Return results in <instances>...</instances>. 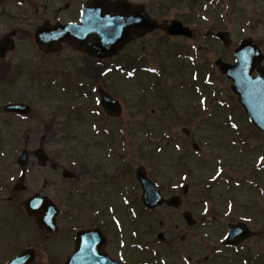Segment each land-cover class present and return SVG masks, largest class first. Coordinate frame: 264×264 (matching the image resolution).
<instances>
[{
  "label": "flooded vegetation",
  "instance_id": "af4514ba",
  "mask_svg": "<svg viewBox=\"0 0 264 264\" xmlns=\"http://www.w3.org/2000/svg\"><path fill=\"white\" fill-rule=\"evenodd\" d=\"M177 1L170 3V10L176 7ZM253 3L255 4V0ZM69 8L71 6L66 5L65 10L68 11ZM147 10L153 19L160 21L159 5L158 8L148 5ZM62 14L61 8L49 10L47 0H26L25 3H6L0 0V40L15 33V40L19 44H32L35 30L43 24H77L78 3L71 8L66 22L63 21ZM183 23L191 27V21L185 20ZM157 34L148 35L128 45L122 53L124 63L129 65L136 62L138 66H142V60L148 54L159 58L161 39L168 44L172 40L186 39L169 38L165 35L161 37ZM197 38L195 31L193 38L188 39L189 43H194ZM165 46L168 47L166 44ZM156 64L159 70L160 62L154 63V66ZM139 68L143 67H135L133 70ZM86 70L92 74H88ZM95 70L97 73L94 75ZM59 74L62 83H53L52 80ZM253 76H257L256 72ZM97 81L98 88L95 85ZM106 84L107 61L96 62L92 58H81L80 53L68 45H64L57 54L0 52V264H65L67 257L76 251L78 234L77 230L68 228L70 223L64 221L71 216L70 212L64 210V199H68L70 187L74 200L88 198L107 203V180L103 179L100 171H83L80 167H74L73 164L78 163L65 154L63 140L56 126L49 130L46 127L45 134L42 138L40 136L37 145L40 128L32 127L31 124L40 122L41 119H22L15 113H8L7 105L28 106L27 118H31L35 116V104L40 101L57 104H64L61 102L63 99L71 103L80 102L81 99L94 101L96 92L106 88ZM66 117L76 119V114L68 111ZM24 152L26 157L20 162V156ZM66 170L73 172L72 179H64ZM35 195H41L59 209L55 218L58 227L55 233L50 234L39 228L36 217L26 211L27 200ZM185 206L189 207L186 202ZM153 214L157 215L156 212ZM237 214L233 213L234 217ZM217 215L220 213L197 215L194 217L196 226L188 229L183 227L187 225L183 216H180L181 222L173 219V223L178 225L175 230L180 234L175 237L173 233H169L164 244L159 242L156 228L140 232L139 229H132L126 234L123 229L108 228L103 252L119 264H152L157 260L158 249L162 245L167 247L171 258L181 260L187 257L190 263L195 258V264H253L255 252L249 245L254 242V238L237 246H226L224 239L231 223L243 222L256 231L252 223L254 211H248L247 216L241 219L226 221L216 217ZM231 218L232 215L229 219ZM211 220L216 221L217 229L202 228L210 226ZM164 225L163 222L159 223V226ZM169 231L172 229L169 228ZM256 233L255 239L260 237V231ZM26 254L27 258L31 257L30 260L21 259ZM18 259L20 260L15 262Z\"/></svg>",
  "mask_w": 264,
  "mask_h": 264
},
{
  "label": "rangeland",
  "instance_id": "374dc122",
  "mask_svg": "<svg viewBox=\"0 0 264 264\" xmlns=\"http://www.w3.org/2000/svg\"><path fill=\"white\" fill-rule=\"evenodd\" d=\"M135 1L144 4L146 3L154 6V8H158V5L160 3L170 5L173 0ZM181 1L182 0H178L176 2L177 7L169 10L164 18H180L182 20L185 19L195 22V25L193 27L198 34V38L195 44L197 45V47L202 46V52L204 53V55H202L200 59H195V61H197L199 65H201V63L207 65V71L205 72L209 71L210 73H213L210 81L214 85L210 87L216 90L220 88L223 89L221 90L222 92L219 90L218 94L222 95L223 101H225L224 103L227 105L226 109L223 110L224 108L220 107L223 103L222 101L219 104V101H215V98L213 96H211V98L207 97V105L203 106L201 104V113H199L197 119L188 121L187 119H191V117L182 119V116H178L180 118H178V123L173 124L171 129H169L170 134L178 137L176 140L179 141L180 138L183 139L182 148L187 151L189 149V152L191 153L190 156L193 160L191 167H194V171L183 172L182 175L179 173V171L171 173L174 166L171 165V162H166V159H162V161L160 162L154 161L156 162L154 164L153 160L148 161L147 158H142L143 155L145 156V154H148V152L151 151L156 144H159V141H161L154 136L151 139L149 134L144 133L143 130V128L147 127L148 125L154 128V125L159 122L160 119H162L161 115L163 110V103L160 104L157 103V101L148 104L146 106V109L144 110V114L140 113V109L135 107L137 105L136 97L130 96L131 102L128 103H123L121 101L124 106V114L122 118L118 121H107L106 123L108 132H110L115 127H125L127 131L126 133L128 137L122 138L121 140L117 141V146L110 145L107 147V134L104 133L106 135L105 136L98 133L102 129L101 126H104V124L94 125L93 122L89 120L85 121L84 119L79 121L77 119H64L60 112L58 116H56V119V117L54 116V109L56 108V105L38 104L36 106V115L33 119H42V121H45L46 124L40 122L33 123L31 125H39L43 130L44 128L48 127L49 130L50 128L54 127L53 124H55L57 129L60 131V138L63 140L62 146L64 148V151L66 150V148H76L77 146H81L80 148H82L83 151L88 150L89 154L85 156V159L82 158L84 160V163H88V161L91 162L92 160L95 164L98 161L100 164L104 163V167L106 165L107 173H112L116 170H122L124 167H126L125 171H129L128 174L130 175V177L127 178L126 176L124 178L123 175L118 174L115 178V180L117 181L123 178L126 180L127 178L128 184L132 182L134 183V172L139 166L146 167L150 178L155 181V183H157L160 187H164L165 185L168 186V182L176 185L179 183V181H185L184 174L188 173L186 182L187 184H192L194 186L192 187L190 195H188L189 199L187 200L186 198V202L190 207L197 209V213L202 212L203 214L205 211V208H203L202 210L200 209V205L202 203L201 199L199 198V192H201L202 190L201 188L198 189L197 183L199 181L212 183L214 179H217L215 177L220 174L221 169H223L224 173L222 175L226 176V178H230V183L227 182V184H231L232 187L225 188L224 186L222 187L221 185H217V183L214 182L216 184L213 185L210 192L214 191L215 200L211 203H208V211H219L223 212L224 214L230 213V215L232 216H234L233 213H238L235 216L236 218L241 215L247 216L246 214L249 209L254 208L252 209V211H254L255 213V218L252 223H254L256 229H259L262 232V235L261 237L254 240V242L251 243L249 247L251 249H254L255 251H261L262 249L264 250V216L260 214L261 209L259 207H264V173H262L264 170L258 171V169H261V167L264 165V140H262L258 135L255 136V132L249 129L247 120L245 118L241 119L242 114L240 113V111L237 115H234V113H230L231 108L236 106L237 100L236 98L234 100L233 95L229 90L230 82L222 77L214 64L218 58H222L226 62H232L234 60L231 52V50H233V47H236L241 40L249 37H252L261 46L264 53V0H259L257 3L255 0V4L253 3V0H222L220 2L216 0H184L182 4H180ZM193 1H195L194 7L198 6L202 9V12L198 9V7L193 11L192 6L190 5ZM59 2L63 3L64 1L56 0L53 4L57 5ZM213 18H215L216 20H214ZM219 30H225L231 34L233 41L231 49H224L218 42V40L214 38L216 32ZM177 43L186 42L179 41ZM184 45H188V43ZM25 47L30 52L34 51L28 45H23L19 48V51H23ZM146 58L150 59L149 54ZM185 63H188V61H186ZM189 73L191 74V72H188L184 77V80H186L187 82L192 81V79L194 78V73L192 72V76H190ZM180 82L181 81H176L175 77L174 79L171 78L168 80V83L170 85H172L173 83L179 84ZM181 89L184 91H182ZM181 89H179L180 92L187 93V90H185L186 87L185 89ZM180 92L178 94L181 97L185 95L180 94ZM196 92L202 93L200 85L197 86ZM212 97L214 99H212ZM178 108L179 106H176V108L173 106V109L175 111ZM55 111H57V108L55 109ZM224 113L225 116L232 115V117H220L219 119L217 118V120L215 119L217 116H224ZM209 116H213L214 121H216L215 124L217 123L218 128L217 132L213 131L212 135L211 129L207 125H205L206 123L204 124V121H207L206 119ZM225 119L230 120V122L228 120L226 121ZM92 120L102 121L103 119H97L96 114L95 117H92ZM162 120L163 123L167 124L168 127H170V119ZM222 120H225L226 122H223ZM85 122H88V124H86ZM43 126L45 127L43 128ZM184 128L191 131L190 137L192 136L193 139L192 144L198 143L200 145V153L195 155L193 154L192 144H188V141L190 140L187 139L182 133V130ZM211 128L212 130H214L215 127L212 126ZM150 132H152L151 129ZM43 133L44 132L42 131L39 136H42ZM212 136L216 137L215 140L209 139ZM221 139L229 141V149L227 148V145H224L222 141L219 142V140ZM219 143H221V146H219ZM102 146H105L106 149V160L101 159L99 155H97L98 153H104L100 150ZM232 149H235V152H232ZM238 150L245 151L246 156L245 153H243L242 155L241 152L238 155ZM253 150H255V155L252 152ZM247 158H251V160L247 162ZM119 159L121 161H119ZM203 159L207 161V165L204 168H201L199 167V165L203 162ZM121 164L122 166H120ZM189 164H191V161L189 162ZM244 164H249V169L245 168ZM158 165L160 166V169L158 168ZM255 165L256 167L254 168ZM178 169L180 171H184L185 167L179 166ZM221 183L224 184L225 182ZM237 183H239V186L235 185ZM181 187L182 186H178L177 192L180 191ZM113 190V187H110L107 191L110 193V197L107 200V205L117 206V209L119 211L118 213L120 217H122V211L126 210L124 204L125 201L122 198L126 195V193L125 190L121 192L122 201H119L118 204V202L114 199L116 195ZM129 192L132 193L131 188ZM165 195L168 196L167 194ZM219 195L222 196V198L220 199L229 198V196L227 195L235 197L234 200L236 201V205L233 210L230 209L231 207L227 208L225 202L221 203L220 199H218ZM64 209L67 212L70 211V208L68 207H64ZM84 210L86 211V216L79 217V222H81L80 224L87 225L88 222H94V220H96V225H101V220L98 219L97 212H95V210L89 208H86ZM165 211L166 210H162V212ZM159 212H161V210ZM162 212L160 213L159 221L164 220L167 223L172 224L173 219H175L176 221L181 222L179 215H176L175 213L163 215ZM219 217L223 218L222 214ZM126 222L129 223L127 218ZM173 224L176 225L175 223ZM216 227L217 226L215 224L212 228ZM172 233L177 237L180 234L179 231L174 230L172 231ZM182 261L183 258L182 260H178L176 264H181ZM182 263H185V259Z\"/></svg>",
  "mask_w": 264,
  "mask_h": 264
},
{
  "label": "water",
  "instance_id": "95a60500",
  "mask_svg": "<svg viewBox=\"0 0 264 264\" xmlns=\"http://www.w3.org/2000/svg\"><path fill=\"white\" fill-rule=\"evenodd\" d=\"M124 4L122 0H119L116 4L98 1L96 7H86L84 9L82 25L79 28L72 25L65 27L63 33L66 35V39L74 43L73 36H78L80 49L86 52H94L93 48L96 47L99 50H107V56L115 54L120 45L130 40L129 30L134 24L132 19L134 18L132 15V13L134 14V9L132 7H121ZM124 13H127L129 17L126 18ZM138 22H140L138 29L143 27L145 30L137 31V35L145 34L148 30L156 28V25L149 22V19L142 13ZM163 28L169 31V28L165 26ZM39 36H43V34L40 32ZM219 37L227 42V35L219 34ZM60 41L61 39L56 40V45ZM41 46L45 47V44L41 43ZM237 56L238 66L232 67L219 63L221 64V70L234 81L232 88L239 94L240 101L247 114L253 123L264 132V73L260 71L259 78L255 80L251 79V71L258 66L262 57L251 40L241 45ZM104 103L118 114L119 106L117 103L111 102L109 98ZM144 176L142 172H138L139 180L147 187L145 200L150 206L155 207L161 202L159 194L157 191L154 192ZM235 229L233 236L236 235Z\"/></svg>",
  "mask_w": 264,
  "mask_h": 264
}]
</instances>
